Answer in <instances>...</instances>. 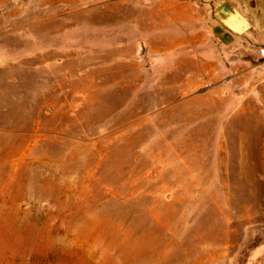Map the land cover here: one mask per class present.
<instances>
[{
  "label": "rangeland",
  "instance_id": "obj_1",
  "mask_svg": "<svg viewBox=\"0 0 264 264\" xmlns=\"http://www.w3.org/2000/svg\"><path fill=\"white\" fill-rule=\"evenodd\" d=\"M230 1L205 58L150 0H0V264H264V0Z\"/></svg>",
  "mask_w": 264,
  "mask_h": 264
},
{
  "label": "crops",
  "instance_id": "obj_2",
  "mask_svg": "<svg viewBox=\"0 0 264 264\" xmlns=\"http://www.w3.org/2000/svg\"><path fill=\"white\" fill-rule=\"evenodd\" d=\"M150 2L155 6V10L159 9L155 14L160 16H155L154 20L161 22L160 35L196 38V56L207 58L216 46V39L224 38L226 42L227 37L241 36L252 27L248 9L234 6L230 0L218 7L217 3L214 4L210 14L212 22L207 21L205 16L210 2L201 3L198 0H150ZM224 7L230 9V12L225 11ZM223 11L226 13H222Z\"/></svg>",
  "mask_w": 264,
  "mask_h": 264
},
{
  "label": "bare ground",
  "instance_id": "obj_3",
  "mask_svg": "<svg viewBox=\"0 0 264 264\" xmlns=\"http://www.w3.org/2000/svg\"><path fill=\"white\" fill-rule=\"evenodd\" d=\"M98 225V224H97ZM101 225V224H100ZM108 229V228H107ZM115 229V228H114ZM115 234V233H114ZM115 236H113V238H114ZM107 238V237H106ZM109 238H110V236H109ZM114 243V242H113ZM112 244V243H111ZM121 244V243H120ZM119 244V245H120ZM110 245V244H109ZM112 245H115V244H112ZM119 248V247H118Z\"/></svg>",
  "mask_w": 264,
  "mask_h": 264
}]
</instances>
